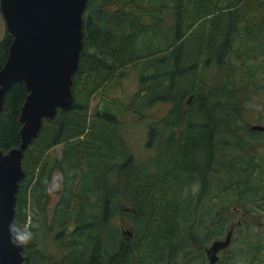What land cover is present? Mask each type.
<instances>
[{
  "label": "trees",
  "instance_id": "obj_1",
  "mask_svg": "<svg viewBox=\"0 0 264 264\" xmlns=\"http://www.w3.org/2000/svg\"><path fill=\"white\" fill-rule=\"evenodd\" d=\"M82 30L72 106L43 118L22 157L13 223L38 225L32 228L33 241L22 248L23 264H193L190 246L204 264L209 241L228 229L230 205L244 208L249 218L257 203L247 196L260 168L257 146L243 136L253 140L264 133L250 129L244 117L252 92L264 89V78L260 83L253 70L264 73V0H87ZM11 39L4 31L0 67ZM190 51L193 59L187 58ZM259 56L256 64L245 62ZM211 64L219 65L220 79L210 83ZM129 66L139 74L133 96L127 102L108 96L109 84ZM26 94L18 81L5 92L4 151L20 141L18 116ZM152 99L169 103L156 121L167 129L154 132L156 124L150 125L153 137L161 133L169 162L143 171L120 130L121 113ZM56 144H61L59 154L49 153ZM55 170L60 191L51 204ZM212 170L224 173L222 183ZM190 207L194 217L187 226L179 216ZM124 221L131 235L123 233ZM230 244L218 252L216 264H257L264 254V241L238 247L251 245L241 258Z\"/></svg>",
  "mask_w": 264,
  "mask_h": 264
},
{
  "label": "water",
  "instance_id": "obj_2",
  "mask_svg": "<svg viewBox=\"0 0 264 264\" xmlns=\"http://www.w3.org/2000/svg\"><path fill=\"white\" fill-rule=\"evenodd\" d=\"M86 4L87 0H0L5 31L12 36L0 67V110L12 83L23 82L27 90L18 116L20 141L6 151L0 148V264H23L22 248L13 246L9 236L19 181L24 177L22 157L43 118L51 119L57 108L72 106V76L79 63ZM249 127L264 130L261 123ZM233 228L231 224L223 237L206 246L205 264H216L218 252L231 242Z\"/></svg>",
  "mask_w": 264,
  "mask_h": 264
},
{
  "label": "rangeland",
  "instance_id": "obj_3",
  "mask_svg": "<svg viewBox=\"0 0 264 264\" xmlns=\"http://www.w3.org/2000/svg\"><path fill=\"white\" fill-rule=\"evenodd\" d=\"M167 20L171 21V17L167 15L165 17ZM189 20V16L186 14L183 18V23H186ZM200 25L196 27V29L193 31L190 42L193 44L194 37L198 34ZM5 31L4 26V20L2 18V15L0 13V38L2 37L3 32ZM257 48V46H256ZM231 55H233L231 53ZM188 59H193L192 51L189 52V55L187 56ZM261 61V56L256 58H249L246 59L245 62L247 63H253L256 64L257 62ZM231 62L233 64H238L239 60L236 58H231ZM219 65L218 64H211V68H208L207 77L211 78L210 81L213 82L214 80H219ZM237 70V69H236ZM252 70V69H251ZM248 70V71H251ZM256 70L255 74L260 77L259 82L262 83V79L264 78V73L261 69H253ZM125 73L122 74L120 77L114 79L108 86L106 93L108 96H116L118 99L122 101H129V99L133 96L135 91L138 88L139 85V74L138 69L134 68L132 66H129L125 68ZM241 71V70H240ZM245 75L247 73L246 70H244ZM230 78V77H229ZM260 85V84H259ZM262 87H259V89L256 92H252V98L248 99L246 101L247 108L245 107L246 114L244 115L245 119L249 124L254 123H261L264 125V89ZM98 98V95L95 96L94 100ZM138 105V110L136 109L133 111L132 109L123 111L121 118V125L120 130L123 131V137L128 144V147H130L133 157L137 163H140V167L143 171L147 170H155L156 166L160 163L162 165L164 163L169 162L168 157V151L166 150V147L161 148V133L160 135L151 134L150 132V126L151 124H156V121L158 119H162L163 116L167 113V110L169 108V103L166 102V100L162 99H152L148 104L145 106ZM249 107V108H248ZM154 129V132H161L163 129H167L166 126H164L163 121L158 122V124L155 125V127H152ZM264 131V130H260ZM153 137L152 141H149L150 138ZM246 141H249L248 143L253 142L257 146V160L260 162V168L256 171L255 177L252 181L251 191L248 192L247 196L250 198L253 196L256 198L257 203L252 204L251 208V214L248 218L246 213L244 212V208H239L237 206L230 205L229 207V222H227L226 227L231 225L232 222H234V230L232 233L231 238V247L236 249V256L238 258H241V251H243L245 254H249V251H251V245L248 248H245L244 250H239L238 247L240 246H246L247 243L251 242L253 245H256L257 241H264V133L260 132L258 135H254V139L250 140L248 135L243 136ZM252 137V136H251ZM61 149V144H56L52 146L49 149V153L53 154H59ZM158 167L155 173H157ZM58 175V171L55 170L52 175V182L50 184V192H52L53 189L58 188V184L55 182V176ZM212 176L214 178L218 179V182L222 183L224 179V173L221 170H212ZM198 186L197 181L192 184L191 191L194 192ZM216 189V186H213L214 191ZM255 190V192L253 191ZM187 193V187L185 186L183 189V194ZM50 197V203L53 204V202L56 199L55 193H51ZM208 196H205V203L206 205L209 203V200L207 199ZM225 199L230 200L231 195L228 193L225 196ZM232 203V202H228ZM200 210V208H199ZM232 210V211H231ZM203 211V210H202ZM180 223H184L188 226L189 219L194 217V213H192L191 207L186 210L180 211ZM246 217V220L242 222V218ZM187 218V219H186ZM194 219H192L193 221ZM212 220L211 218L207 219V221ZM125 223L122 224L123 231L130 230V224L127 221H124ZM191 223V222H190ZM229 224V225H228ZM237 225V226H236ZM216 227V226H215ZM131 231V230H130ZM124 234H128L127 232H123ZM224 234V233H223ZM222 234V235H223ZM221 235V236H222ZM201 237H203L201 235ZM204 238V237H203ZM210 240L209 242H211ZM46 245L52 249L51 240L46 241ZM188 249L191 250L193 257L191 262L193 264H198L197 259V253L198 250L195 246H190ZM56 251L55 249H53ZM264 249L261 251L263 252ZM261 255V254H260ZM181 258V255L179 256ZM243 260V257H242ZM190 262V263H191ZM257 264H264V254L260 256V259Z\"/></svg>",
  "mask_w": 264,
  "mask_h": 264
},
{
  "label": "clouds",
  "instance_id": "obj_4",
  "mask_svg": "<svg viewBox=\"0 0 264 264\" xmlns=\"http://www.w3.org/2000/svg\"><path fill=\"white\" fill-rule=\"evenodd\" d=\"M38 225H25L20 227L15 223L9 224V236L10 242L13 246L18 248L27 247L34 239V233L32 228L37 227Z\"/></svg>",
  "mask_w": 264,
  "mask_h": 264
},
{
  "label": "flooded vegetation",
  "instance_id": "obj_5",
  "mask_svg": "<svg viewBox=\"0 0 264 264\" xmlns=\"http://www.w3.org/2000/svg\"><path fill=\"white\" fill-rule=\"evenodd\" d=\"M249 125H250V124H249ZM59 180H60L59 177L56 175V176H55V182H56L57 184H59ZM59 191H60L59 188L53 189L52 192H50V195H51V193H52V194H53V193L58 194ZM51 196H53V195H51ZM55 197H57V195H56ZM205 248H206V247H205ZM205 254H206V252H205ZM206 258H207V257H206ZM206 262H207V260H206ZM206 262H205V263H206ZM205 263H204V264H205Z\"/></svg>",
  "mask_w": 264,
  "mask_h": 264
}]
</instances>
